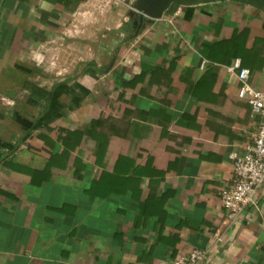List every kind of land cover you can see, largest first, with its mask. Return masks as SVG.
<instances>
[{
  "label": "crops",
  "instance_id": "1",
  "mask_svg": "<svg viewBox=\"0 0 264 264\" xmlns=\"http://www.w3.org/2000/svg\"><path fill=\"white\" fill-rule=\"evenodd\" d=\"M133 1L0 0V264H264V182L239 214L220 196L259 124L232 66L264 91V7L138 30Z\"/></svg>",
  "mask_w": 264,
  "mask_h": 264
},
{
  "label": "built area",
  "instance_id": "2",
  "mask_svg": "<svg viewBox=\"0 0 264 264\" xmlns=\"http://www.w3.org/2000/svg\"><path fill=\"white\" fill-rule=\"evenodd\" d=\"M235 68H240L241 85L238 94L241 98L247 97L253 115L259 116V124L244 150L232 154L234 165L232 185L220 193L223 207L233 215L257 204L264 182V91L248 83L250 71L241 68L239 60L234 62L232 69ZM206 257V250L194 249L188 256H177L172 264H201Z\"/></svg>",
  "mask_w": 264,
  "mask_h": 264
},
{
  "label": "water",
  "instance_id": "3",
  "mask_svg": "<svg viewBox=\"0 0 264 264\" xmlns=\"http://www.w3.org/2000/svg\"><path fill=\"white\" fill-rule=\"evenodd\" d=\"M215 0H134L132 3L131 13L138 17V30L147 21L160 19L165 14H172L180 8L188 5L210 3ZM248 3L259 8L264 7V0H235ZM115 56L111 59L106 70H109L114 61Z\"/></svg>",
  "mask_w": 264,
  "mask_h": 264
},
{
  "label": "rangeland",
  "instance_id": "4",
  "mask_svg": "<svg viewBox=\"0 0 264 264\" xmlns=\"http://www.w3.org/2000/svg\"><path fill=\"white\" fill-rule=\"evenodd\" d=\"M76 35H78V34H76ZM97 36H99V35H97ZM77 37V36H76ZM104 40V39H103ZM98 41V40H97ZM93 47H94V45H92ZM95 48H97V49H94L95 50V52L98 54L101 50L100 49H98V47H95ZM87 52V51H86ZM80 53V56L79 57H83V55H84V52L83 51H80L79 52ZM75 57H76V55H75ZM56 69V67H52L50 70H51V72L53 71V73L54 72H56L57 70H55ZM58 72V71H57Z\"/></svg>",
  "mask_w": 264,
  "mask_h": 264
},
{
  "label": "flooded vegetation",
  "instance_id": "5",
  "mask_svg": "<svg viewBox=\"0 0 264 264\" xmlns=\"http://www.w3.org/2000/svg\"><path fill=\"white\" fill-rule=\"evenodd\" d=\"M137 21H138V17L135 16V17H134V20H133V23L136 24Z\"/></svg>",
  "mask_w": 264,
  "mask_h": 264
},
{
  "label": "trees",
  "instance_id": "6",
  "mask_svg": "<svg viewBox=\"0 0 264 264\" xmlns=\"http://www.w3.org/2000/svg\"><path fill=\"white\" fill-rule=\"evenodd\" d=\"M132 37H133V35H131L129 38H132ZM90 64L92 65V64H95V63L91 62Z\"/></svg>",
  "mask_w": 264,
  "mask_h": 264
}]
</instances>
